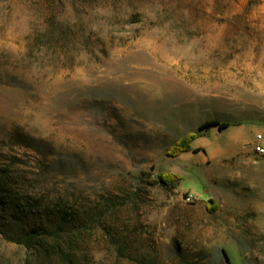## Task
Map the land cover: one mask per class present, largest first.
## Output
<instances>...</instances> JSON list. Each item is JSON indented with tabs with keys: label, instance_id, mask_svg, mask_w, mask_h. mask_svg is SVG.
Masks as SVG:
<instances>
[{
	"label": "rangeland",
	"instance_id": "374dc122",
	"mask_svg": "<svg viewBox=\"0 0 264 264\" xmlns=\"http://www.w3.org/2000/svg\"><path fill=\"white\" fill-rule=\"evenodd\" d=\"M257 134L264 0H0V169L89 214L115 198L123 252L90 229L81 264H264ZM26 255L0 235V264Z\"/></svg>",
	"mask_w": 264,
	"mask_h": 264
},
{
	"label": "trees",
	"instance_id": "16d2710c",
	"mask_svg": "<svg viewBox=\"0 0 264 264\" xmlns=\"http://www.w3.org/2000/svg\"><path fill=\"white\" fill-rule=\"evenodd\" d=\"M227 127V123L207 121L198 127L197 132L175 141L166 155L177 157L190 151V145L199 132ZM158 179L167 184L168 181H179L180 176L159 174ZM113 199L111 210L108 209L110 200H106L103 215L89 214L69 199L49 198L22 190L14 176L0 169V235L5 241L25 250V264H81L80 258H87L83 249L87 230L99 229L115 238L120 235L118 208ZM207 209L214 212L216 208L211 204ZM116 241L120 254L124 245L121 238Z\"/></svg>",
	"mask_w": 264,
	"mask_h": 264
},
{
	"label": "built area",
	"instance_id": "2783aa9c",
	"mask_svg": "<svg viewBox=\"0 0 264 264\" xmlns=\"http://www.w3.org/2000/svg\"><path fill=\"white\" fill-rule=\"evenodd\" d=\"M253 151L257 154H264V135L257 134L254 137Z\"/></svg>",
	"mask_w": 264,
	"mask_h": 264
},
{
	"label": "water",
	"instance_id": "95a60500",
	"mask_svg": "<svg viewBox=\"0 0 264 264\" xmlns=\"http://www.w3.org/2000/svg\"><path fill=\"white\" fill-rule=\"evenodd\" d=\"M208 202L210 203V202H211V200H208Z\"/></svg>",
	"mask_w": 264,
	"mask_h": 264
}]
</instances>
